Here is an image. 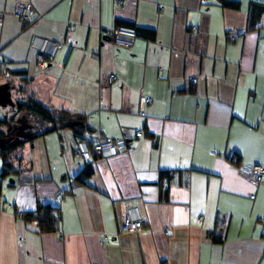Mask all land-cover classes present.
Returning a JSON list of instances; mask_svg holds the SVG:
<instances>
[{
  "label": "crops",
  "instance_id": "0c3cea01",
  "mask_svg": "<svg viewBox=\"0 0 264 264\" xmlns=\"http://www.w3.org/2000/svg\"><path fill=\"white\" fill-rule=\"evenodd\" d=\"M25 3L32 23L13 15ZM260 6L264 0H0V76L68 113L86 144H128L86 161L67 128L8 156L11 179L0 160V264H264V179L254 186L242 169L264 167V9L253 22ZM120 26L154 35L116 46L106 36ZM35 38L59 46L41 57L43 67ZM141 98L151 100L143 116ZM85 163L92 175L74 182ZM128 204L144 218L139 233L120 232ZM37 205L58 210L55 233L21 219Z\"/></svg>",
  "mask_w": 264,
  "mask_h": 264
},
{
  "label": "built area",
  "instance_id": "2783aa9c",
  "mask_svg": "<svg viewBox=\"0 0 264 264\" xmlns=\"http://www.w3.org/2000/svg\"><path fill=\"white\" fill-rule=\"evenodd\" d=\"M117 3L121 4L120 1H118ZM13 15L18 20L26 23H32L36 19V13L32 8L31 4L29 3H25L16 7ZM226 36L228 39L232 40L236 36V32L234 30H230L227 32ZM106 37L110 40L112 44L116 46L131 47L136 38V33L133 28L120 26L110 30ZM32 47L37 52L36 58L41 67H43L41 57L46 56L48 58H51L55 55L59 48L58 44L46 39L39 38H35L32 41ZM111 78H113V76H111ZM150 102V99H140V109L142 116L144 115L143 104ZM135 135L137 138H140L142 133L140 131H137ZM127 148V142L122 138H117L100 140L90 145L80 140L75 143L74 150L79 157L88 161L91 160L93 157H98L101 159L114 157L126 151ZM228 159L230 161H236L237 157L234 155H230ZM242 169L249 176L254 186H258L264 179L263 166L247 165ZM250 199H254L253 194L250 195ZM144 222V218L141 215L139 208L136 205L128 204V206L125 207L121 214L120 232L125 234L139 233L143 230Z\"/></svg>",
  "mask_w": 264,
  "mask_h": 264
},
{
  "label": "trees",
  "instance_id": "16d2710c",
  "mask_svg": "<svg viewBox=\"0 0 264 264\" xmlns=\"http://www.w3.org/2000/svg\"><path fill=\"white\" fill-rule=\"evenodd\" d=\"M222 5L232 9L238 8V4L235 3L223 2ZM263 9H264L263 7L261 6L259 7L258 13L256 14V18L253 17L255 18L253 22H255L256 19L260 18ZM134 30L136 36L137 34L140 33L145 38L148 39L153 38L154 33L151 31L136 30V29ZM12 108L17 111H21L25 109V111L29 116H33L39 119L41 122L46 123V125H50V127H47V129L42 131L43 133L68 128L74 132L77 141L81 140V136H80L81 131L77 128L71 127L68 124L69 114L64 111L48 109L42 104L35 101V99L33 98H28V100L25 103H18V104L14 103V106ZM8 124L9 123L7 120H5L4 118H0V127H7ZM42 132L30 134L26 137H23L24 139L21 141L18 142L12 141L9 144H2V142L0 141V160L2 162V167H3L2 177L6 178L11 174V172H9L8 156L11 155L24 142H31L32 140L37 138ZM92 172L93 170L91 165L89 163H85L83 169L81 170L79 175L73 179V181L76 183H83L92 175ZM166 175L167 174L162 173L161 176L163 178ZM164 179L165 178H163L162 180ZM20 217L24 221V223L28 225L35 223L36 232L40 234L55 233L59 227V221H60L59 212L58 210L51 208L49 206L37 205L34 211L24 212L20 215ZM212 238H213L212 241L214 243L220 242V240L215 238L214 236Z\"/></svg>",
  "mask_w": 264,
  "mask_h": 264
},
{
  "label": "rangeland",
  "instance_id": "374dc122",
  "mask_svg": "<svg viewBox=\"0 0 264 264\" xmlns=\"http://www.w3.org/2000/svg\"><path fill=\"white\" fill-rule=\"evenodd\" d=\"M6 82H12L11 78L9 79L0 76V85H3ZM9 89L11 99L15 104L25 103L28 100V97L21 94L20 86L18 84L12 82L11 85L10 83ZM0 113L2 114V118L7 120L9 123L7 127H0L1 142L21 141L24 139V135L28 136L47 129L46 123L41 122L33 116H29L25 109L17 111L9 106H6L0 107ZM20 128H23L24 130H20ZM9 156L10 159H14L16 157V152ZM8 179L11 178L8 177Z\"/></svg>",
  "mask_w": 264,
  "mask_h": 264
},
{
  "label": "water",
  "instance_id": "95a60500",
  "mask_svg": "<svg viewBox=\"0 0 264 264\" xmlns=\"http://www.w3.org/2000/svg\"><path fill=\"white\" fill-rule=\"evenodd\" d=\"M6 106H14V103L10 97L9 85L7 83L0 85V107ZM70 125L75 126L77 124L71 123Z\"/></svg>",
  "mask_w": 264,
  "mask_h": 264
}]
</instances>
